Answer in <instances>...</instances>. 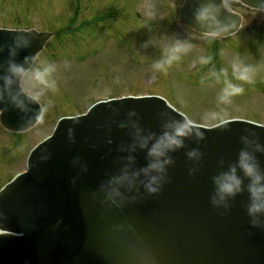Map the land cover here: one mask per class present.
Segmentation results:
<instances>
[{"label": "water", "instance_id": "water-1", "mask_svg": "<svg viewBox=\"0 0 264 264\" xmlns=\"http://www.w3.org/2000/svg\"><path fill=\"white\" fill-rule=\"evenodd\" d=\"M242 1L260 8L261 0ZM199 3L186 0L179 11L181 26L191 34L201 32L193 16ZM223 16L234 23L223 35L242 23L241 16L227 8ZM259 26L264 28V19ZM30 30L32 45L18 59L35 57L52 36ZM17 31L0 29V45L7 48ZM6 57L7 51L0 61ZM40 107L31 105L24 113L0 104L1 123L10 130H26L38 121L32 118ZM133 109L138 116L130 118ZM181 117L165 100L149 97L101 102L85 115L62 119L54 135L31 153L28 171L0 192V264H264V228L249 223L247 193L227 211L210 202L211 177L220 162L226 166L236 159L242 135L255 133L264 142V126L231 121L199 127L203 139L190 138L172 154L175 163L158 194L141 189L121 207L104 202L99 185L129 155L121 149L131 143L130 128L119 125L138 120L158 134L162 124ZM70 128L74 142L68 138ZM191 148L203 153L194 175L189 173L194 162L185 154ZM134 155L136 167L147 163L145 152ZM74 157L86 164V172L80 164L72 165ZM260 159L264 162V155Z\"/></svg>", "mask_w": 264, "mask_h": 264}, {"label": "rangeland", "instance_id": "rangeland-1", "mask_svg": "<svg viewBox=\"0 0 264 264\" xmlns=\"http://www.w3.org/2000/svg\"><path fill=\"white\" fill-rule=\"evenodd\" d=\"M181 1L0 0V26L56 30L72 22L77 28L54 39L36 60L38 65L56 66L55 87L41 96L45 110L38 125L19 134H8L0 125V187L26 168L30 148L51 133L60 116L84 111L98 99L156 93L195 122L210 125L229 117L264 120L262 32L246 29L218 40L214 50V40L192 42L186 37L192 42L188 51L165 71L153 69L165 47L183 35L176 23ZM231 6L248 19H259L260 14L239 2ZM150 36L161 39L145 47ZM202 57L210 58L213 69L201 62ZM245 70L248 79H238ZM23 86L32 92L41 88L27 78ZM229 86L242 91L221 103Z\"/></svg>", "mask_w": 264, "mask_h": 264}, {"label": "clouds", "instance_id": "clouds-1", "mask_svg": "<svg viewBox=\"0 0 264 264\" xmlns=\"http://www.w3.org/2000/svg\"><path fill=\"white\" fill-rule=\"evenodd\" d=\"M259 7L264 11V0H261ZM224 11H226L225 0H200L193 16L201 32H193L191 35L213 40L230 32L234 23L223 16ZM159 39L161 38L150 36L145 42V47L148 44L158 43ZM32 40L31 30L23 29L17 31L7 48L0 45V55L7 51L6 59L0 61V104H7L24 113L31 110V105H41L44 90L52 89L56 84L52 78L56 71L55 64L38 65L36 57L28 55L18 59L23 50L31 47ZM189 47L187 39L177 38L165 47L163 57L152 64L153 69L165 71L166 66L178 60L180 54L188 51ZM201 62L207 63V58L202 57ZM246 73L247 70L237 78L247 80ZM26 78L40 85V90L32 92L25 89L23 85ZM241 91L239 87L229 86L224 89L223 95L219 98L220 102L228 103L229 97ZM42 112L41 106L32 119H40ZM128 116L137 117L138 113L133 109L129 111ZM119 127L130 128L131 143L126 149H121L129 152L125 157L127 162L99 185L104 202L115 207H121L124 203L136 199L134 193H139L141 189L149 195L158 194L169 179L170 166L175 163L172 154L185 148L186 141L190 138L194 137L197 141L203 139L200 128L187 116L165 122L161 125L158 134L142 127L138 120L130 119L121 123ZM68 138L71 142L75 141L74 129L68 130ZM240 142L242 147L236 159L226 166L224 161H221L220 170L211 177L213 190L210 202L214 208L227 211L230 210L232 201L241 194L247 193L245 209L249 223L253 228H264V162L260 159V156L264 155V142L255 133L242 135ZM137 150L146 153L147 163L141 167L135 166L134 153ZM185 154L188 160L194 162V167L189 170L190 175H194L203 153L199 148H191ZM77 164H80L82 171H87L86 164L82 163L79 157H74L72 165L75 167Z\"/></svg>", "mask_w": 264, "mask_h": 264}]
</instances>
